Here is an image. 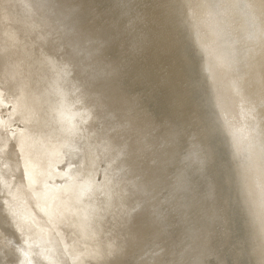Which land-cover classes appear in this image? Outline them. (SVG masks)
Returning <instances> with one entry per match:
<instances>
[{
	"label": "bare ground",
	"instance_id": "1",
	"mask_svg": "<svg viewBox=\"0 0 264 264\" xmlns=\"http://www.w3.org/2000/svg\"><path fill=\"white\" fill-rule=\"evenodd\" d=\"M0 264H264V0H0Z\"/></svg>",
	"mask_w": 264,
	"mask_h": 264
},
{
	"label": "water",
	"instance_id": "2",
	"mask_svg": "<svg viewBox=\"0 0 264 264\" xmlns=\"http://www.w3.org/2000/svg\"><path fill=\"white\" fill-rule=\"evenodd\" d=\"M80 144V143H79ZM79 144H76L75 146H74V149L75 150H78V147H79ZM75 166L74 167H72V169H71V172L72 171H74L75 170ZM72 184L73 183H71V184H69L68 186H66V188L64 189L65 190V193H70V195H71V191H72V189H71V187H72ZM93 187V186H92ZM90 185L88 186V188H86L85 190H84V192H83V195L85 196V195H89L90 193H92V191H94L93 190V188H92ZM64 193V192H63ZM71 199V198H70Z\"/></svg>",
	"mask_w": 264,
	"mask_h": 264
}]
</instances>
